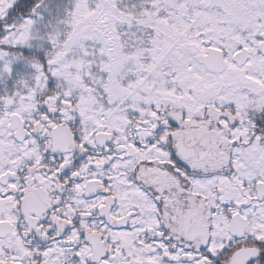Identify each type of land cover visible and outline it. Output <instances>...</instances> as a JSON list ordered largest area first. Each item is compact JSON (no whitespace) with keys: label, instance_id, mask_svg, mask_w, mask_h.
Returning <instances> with one entry per match:
<instances>
[{"label":"snow or ice","instance_id":"6c2138e0","mask_svg":"<svg viewBox=\"0 0 264 264\" xmlns=\"http://www.w3.org/2000/svg\"><path fill=\"white\" fill-rule=\"evenodd\" d=\"M0 264H264V0H0Z\"/></svg>","mask_w":264,"mask_h":264}]
</instances>
